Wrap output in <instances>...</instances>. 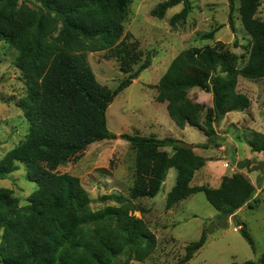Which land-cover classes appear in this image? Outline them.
<instances>
[{
    "label": "trees",
    "instance_id": "trees-1",
    "mask_svg": "<svg viewBox=\"0 0 264 264\" xmlns=\"http://www.w3.org/2000/svg\"><path fill=\"white\" fill-rule=\"evenodd\" d=\"M132 2L36 0L33 7L21 0H0V43H8L18 53L15 64L24 77L26 94L17 106L29 125L24 140L0 160V180L24 166L29 181L37 185L26 205L20 204L11 189L0 187V264L144 262L155 252L157 238L144 219L133 213L138 210L144 214L145 210L126 204L155 198L172 168L177 170V178L167 196V209L204 193L218 213L176 264L193 259L206 244L210 227L227 228L230 217L247 204L251 206L256 187L242 173L224 176L218 188L193 185L196 173L206 166L205 157L180 147L176 139L122 134L121 138L136 151L134 182L128 197L113 194L83 200L60 246L37 240L33 231L48 218L47 201L59 178V168L79 160L92 144L115 138L108 128L107 111L152 64V55L143 62L139 41L126 31ZM239 2L237 7L235 0H230V23L235 29L237 10L250 38L247 55L239 56L222 42L192 47L176 56L158 83L156 101L166 103L175 124L181 129L195 127L206 137V143L195 148L221 147L215 124L231 112L250 109V98L238 92L239 78L264 79V20L257 17L263 0ZM180 4L183 9L170 22L173 26L182 23L193 10L190 0H166L154 8L152 15L162 20L169 9ZM218 31L215 28L202 39L213 40ZM95 52H104L106 60L119 63L126 78L116 89L97 80L88 60ZM195 88L212 94V107L189 97ZM245 140L253 153L264 156V133L250 129ZM248 162L242 161L238 167L244 169ZM94 202L115 205L94 210ZM244 227L240 232L254 246ZM233 264H264V255L259 261Z\"/></svg>",
    "mask_w": 264,
    "mask_h": 264
},
{
    "label": "rangeland",
    "instance_id": "rangeland-1",
    "mask_svg": "<svg viewBox=\"0 0 264 264\" xmlns=\"http://www.w3.org/2000/svg\"><path fill=\"white\" fill-rule=\"evenodd\" d=\"M164 1L133 0L130 5L126 31L139 41L144 53L143 62L152 55V64L110 105L107 122L115 138L92 144L79 160L59 168V178L47 201L48 218L33 231L41 244L51 243L55 247L62 244L68 223L81 201L113 194L128 197L134 182L136 151L121 138L122 134L172 138L195 147L206 143L203 132L190 126L179 128L170 118L166 103L156 101L158 83L171 62L186 49L222 42L245 57L250 38L237 10L234 12L235 29L231 26L230 0H190L191 14L186 21L174 26L170 20L183 9V4L169 9L160 20L152 15V11ZM21 2L34 7L36 0ZM235 3L238 7L240 2L235 0ZM257 17L264 20V0ZM215 28L219 31L213 40L202 39V35ZM236 42L238 46H235ZM17 56L12 46L0 43V160L24 140L29 128L17 106L18 100L26 94L24 77L15 64ZM88 60L103 86L114 90L126 78L119 63L106 60L104 52L90 53ZM238 92L250 98L251 107L243 112H231L215 124L221 147L194 149L196 154L207 159V163L196 173L192 184L218 188L224 176L242 173L256 187V193L250 201L251 206L247 204L228 219L227 228L210 227L206 244L186 264L242 263L259 261L264 255V156L253 153L245 140L250 129L264 133V79L253 81L240 77ZM189 97L208 107L213 106L212 94L199 88L191 90ZM166 150L172 152L171 148ZM246 160H249L247 167L240 169L238 164ZM176 178L177 170L172 168L155 198L136 199L126 204V207L138 206L145 210L144 214L138 210L133 213L144 219L157 238L155 252L144 262L133 264H176L184 258L186 248L200 239L204 229L217 216L204 193L192 195L167 209V196L175 186ZM0 187L11 189L20 204L26 205L37 185L29 181L26 168L21 166L9 178L0 180ZM106 205L115 203L94 202L92 208L98 210ZM242 227L248 230L254 246L243 237Z\"/></svg>",
    "mask_w": 264,
    "mask_h": 264
},
{
    "label": "water",
    "instance_id": "water-1",
    "mask_svg": "<svg viewBox=\"0 0 264 264\" xmlns=\"http://www.w3.org/2000/svg\"><path fill=\"white\" fill-rule=\"evenodd\" d=\"M177 145H179L180 147H182L184 149H188V150H194L195 149V146L193 144L185 143L183 141H177Z\"/></svg>",
    "mask_w": 264,
    "mask_h": 264
}]
</instances>
